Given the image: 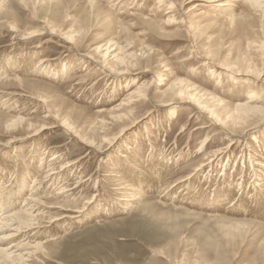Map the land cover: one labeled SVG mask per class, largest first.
Listing matches in <instances>:
<instances>
[{
    "label": "rangeland",
    "instance_id": "374dc122",
    "mask_svg": "<svg viewBox=\"0 0 264 264\" xmlns=\"http://www.w3.org/2000/svg\"><path fill=\"white\" fill-rule=\"evenodd\" d=\"M89 1L63 0L56 6L40 0L34 7L38 1L30 0L24 8L9 0L4 5L20 31L40 25L32 14L36 12L59 31H75L77 48L66 50L54 42L34 48L48 34L24 43L14 42L6 28L0 30V142L22 138L0 151V194L6 187L5 199L11 190L24 187L28 196L35 179L37 193L52 202L59 198V187H73L79 179L82 185L66 192L69 202L79 197L81 205L93 197L79 219H61L25 238L48 240L45 245L54 253L42 257L44 264H264V112L251 114L242 125L228 124L232 138L210 125L192 104L151 109L177 80L213 93L220 99V114L251 92L264 107V0H256L257 7L244 0H226L227 5L176 0L181 9L168 13L158 0ZM106 45L127 60L128 75L112 79L93 65L75 66L81 53L100 58L96 47ZM112 54L105 58L109 64H115ZM40 58H47L44 67L38 65ZM224 65L250 69L253 78L247 83L235 75L238 79L232 82L227 76L215 90L216 74ZM153 74L163 80L155 77L150 100L135 111L140 121L103 158L70 141L61 127L34 138L26 136L25 127L16 133L3 127L6 118L18 115L35 124L49 122L28 99L9 95L21 92L14 76L25 81L23 89L47 97L78 132L90 137L92 121L108 118L97 111L113 108L135 86L133 81ZM103 134L93 137L100 140ZM218 148L224 151L213 157L210 152ZM80 158L48 179L46 162L58 169ZM208 159L209 165H199Z\"/></svg>",
    "mask_w": 264,
    "mask_h": 264
},
{
    "label": "bare ground",
    "instance_id": "6f19581e",
    "mask_svg": "<svg viewBox=\"0 0 264 264\" xmlns=\"http://www.w3.org/2000/svg\"><path fill=\"white\" fill-rule=\"evenodd\" d=\"M8 1L9 0H0V13H2L1 16L2 18H4L6 23V25L0 27V30L6 28V31L11 33L10 37L12 40H14V42L22 41L24 43L25 42L28 43L30 40H33L35 37L46 33L48 34V36L35 43L33 45L34 48H39L43 43L46 42L57 43L60 47H63L66 50L77 48V41L75 39V34H74L75 31H72L70 33H67L65 31H59L54 26L50 25L51 22L48 20V18L46 17H43L42 19L38 18L36 12L32 14L34 19L37 20L40 25L31 26L29 28H26L24 31H20L18 29V25L16 23V17L14 16V14H12L8 9L5 10L4 5ZM16 1L20 3L24 8H26L30 0H16ZM36 1L38 2L34 3V7L35 4H37L38 6L40 0H36ZM50 1H54V4H56V6L57 4L63 2V0H50ZM186 1H191V0H186ZM211 1L218 2L220 3V5H227L226 4L227 2H225L226 0H211ZM244 1L248 2L249 5H251L252 7L258 6L256 0H244ZM158 2L167 6L168 8L167 13L175 8L176 10L181 9V6L178 5V2H176V0H158ZM89 3L91 5L94 4V2L91 0L89 1ZM10 19L13 20L9 21ZM251 46L255 51H260L261 49L260 45L257 44H253ZM113 50L114 48H110V46L108 45H106L104 48H101V46L96 47V53L101 54L99 55L100 58L95 57L91 53L90 54L81 53L80 54L81 59L77 58L75 62V66L85 63L87 65L88 64L93 65V68L95 70L97 71L101 70L102 72L105 73V75H107L109 78L112 79L115 77L119 78L122 75L124 76L128 75L127 72H129V69L127 68H129V66L127 65L128 62H125L127 60L122 59L119 56V53L112 54L111 52H113ZM110 54H112L111 58L113 60V63L115 64H109L107 59H105ZM46 61L47 58H40L38 60V65L40 64L41 67H44L43 63ZM67 65L68 64L66 62L64 64L62 63L60 65L61 68L59 69V71L64 70ZM120 66L124 67V69H122ZM219 68L222 70V72L219 71L220 73L217 74L214 72L216 74V85L214 87L215 90L217 89V87L221 86V84L225 80H227V76L228 77L231 76L230 79L232 82H234L236 81L234 78H237L234 77L235 75H240V76L242 75L244 76V80L242 81L250 83L251 78H253L254 75V73L250 69H246L245 71L234 70L232 67H228L225 65L219 66ZM141 71L149 72V70L147 69H142ZM231 73L234 75H230ZM155 77L157 79H161L158 77V75L153 74L150 79L143 78V79H139V82L133 81L134 83H136L135 86L127 90V93L125 94L123 99L116 106L109 109L108 111L98 110L97 112L99 114H103L104 112H106L108 114V118L100 117V116L96 117L91 124L92 136L87 137L82 135L80 132H78L77 128L73 126L70 122H68L67 119L64 118V116H61L58 110H55L54 107L51 106L47 97L38 94L36 92H30L23 89L22 86H26L25 81L17 76H14V81L17 82L21 92L18 93L14 92L11 94L9 93V95L11 96L17 95L19 97H24L25 99H28L32 104H34V107L40 109L43 117L42 119L47 120L49 122L44 121L35 124L27 120L26 118L18 115L15 117H11L9 119L6 118V121L3 123V127L5 131L8 133H12V132L16 133L18 129H22L23 127H25L27 131L26 136L28 138L37 137L38 135L44 133L46 130L52 129L54 127H61L64 130L65 134L70 138V141L72 139L76 140L78 143L82 145V147L86 149L88 154L95 153L97 156H102L101 158H103L107 154V152L115 146L117 141L122 136H124L129 130L135 127L137 123L140 121L139 117L134 118L135 111L139 107L147 105V101L150 100L151 98L150 87L154 83H156L154 80ZM9 79H11V77L5 80L6 84ZM161 80L159 81V84L161 83ZM11 85L9 84L8 88L12 87ZM129 85L130 84L127 83L124 86V88ZM5 89L7 88L1 90L3 91ZM163 95L165 96V98ZM163 95H162L163 98L162 99L160 98L161 100L153 104L151 108L152 110L164 109L166 108L164 106L170 105L171 103L192 104L198 110V112L207 120V122L210 125L216 126L215 129L218 128L219 130L224 132L223 135L226 134V136L232 138L235 137L234 135L235 133L233 132V129H230L231 127H229L228 124L232 122L233 123L238 122V124L242 125L250 118L251 114L257 112H264V107L256 103L260 99L256 94V92L249 93L244 101L238 100V102L232 106L230 112L228 113L224 112L222 114H220L217 108V104L220 103V99L216 98L215 95H213V93L196 88L194 84H190L189 82L183 80L182 81L177 80L169 84L166 90L164 91ZM115 128L116 131L113 132ZM98 132L105 133L102 135V137H100V140L99 139L97 140L95 137H93L94 134L96 135ZM20 139L22 138L11 136L4 143L0 142V146H2V148H0V151H2L3 147L14 145V143L19 141ZM203 145L204 143L200 144L201 147ZM223 151H224L223 149L218 148V149H214L210 153L214 157L215 154L222 153ZM55 157L56 156L54 155L53 157H50L49 160H54ZM81 159L82 158L74 161L68 160V162H66L65 164L64 163L61 164L58 169L54 168V166H51L52 164H47L46 162V166L48 169L47 177H49L48 179L50 178L54 179L56 174L59 173L61 174L60 170L64 172L65 170L71 168L74 165V163L78 162ZM210 161L211 159L210 160L208 159L207 162L204 163L203 161L199 165H209ZM32 181L33 182L30 185V191L27 193L28 196H26L23 192L24 187L23 188L21 187L17 191L11 190L12 191L11 192L9 190L10 193L7 192L8 193L7 198L5 199L3 198L4 196L2 195L4 194L6 187L2 189V191L3 190L4 191L0 194V264H37L38 262L44 264L42 257L50 258L54 253V251L48 248L49 246L46 247L45 245V243L48 240L33 243L28 241L25 238V236L30 234L31 232L35 234L34 232L39 231L40 227L50 226V224L56 221H60L61 219L64 218H67V220L71 219V221L79 219L82 216L84 209L93 201V197H91L90 199L88 198L84 200L83 204L80 205L79 204L80 199H78L79 197H77L76 200H73L71 198L73 200L72 203L69 202L70 200L67 199L69 198L68 196L69 194H67L66 192L68 190H72L79 187L80 184L82 183L79 179L75 183H72V185L74 184L73 187H69V185L66 184L65 185L63 184V186L59 187L57 190V194H60L58 196L59 198L58 199L52 198L54 199L52 202H50L48 200L49 198H46V196L41 198V196L37 193L38 191L36 187L34 188V186L36 185L35 179H32ZM94 187H96V185H94ZM64 197L66 198L65 200H63ZM18 198L19 199L21 198L22 202L19 203L17 201ZM124 199L129 201L132 200L127 198ZM30 236H28V238ZM20 238L22 239L24 238L25 240L24 239L22 240ZM33 260H36L37 263Z\"/></svg>",
    "mask_w": 264,
    "mask_h": 264
}]
</instances>
